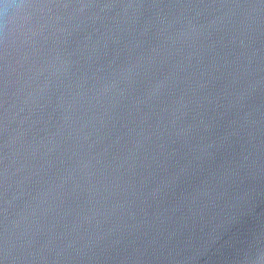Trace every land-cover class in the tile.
<instances>
[{
    "label": "water",
    "instance_id": "95a60500",
    "mask_svg": "<svg viewBox=\"0 0 264 264\" xmlns=\"http://www.w3.org/2000/svg\"><path fill=\"white\" fill-rule=\"evenodd\" d=\"M0 264H264V0H3Z\"/></svg>",
    "mask_w": 264,
    "mask_h": 264
},
{
    "label": "clouds",
    "instance_id": "9594fccd",
    "mask_svg": "<svg viewBox=\"0 0 264 264\" xmlns=\"http://www.w3.org/2000/svg\"><path fill=\"white\" fill-rule=\"evenodd\" d=\"M3 3V0H0V4H2Z\"/></svg>",
    "mask_w": 264,
    "mask_h": 264
}]
</instances>
